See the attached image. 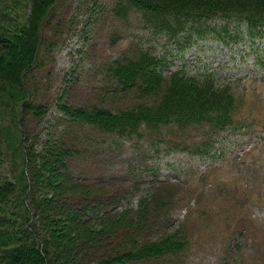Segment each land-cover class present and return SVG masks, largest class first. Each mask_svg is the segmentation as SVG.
<instances>
[{"label":"rangeland","instance_id":"rangeland-1","mask_svg":"<svg viewBox=\"0 0 264 264\" xmlns=\"http://www.w3.org/2000/svg\"><path fill=\"white\" fill-rule=\"evenodd\" d=\"M119 1L57 0L43 25L39 64L28 79L31 100L43 106L44 115H25L23 138L36 165L46 147L71 142L76 151L68 158L69 172L52 179L64 185L69 173L96 198L111 199V206L137 205L146 192L164 201L169 219L161 231L175 235L184 249L159 264H264V33L252 38L246 24L232 19L227 42L206 36L177 50L139 11L119 16ZM30 7L29 0H15L0 21V53L27 29ZM212 24L224 26L221 20ZM140 49L166 55L169 70L209 71L231 84L237 99L231 128L173 123L157 136L138 137L71 122L67 106H130L129 94L111 88L108 72L114 60ZM7 107L0 114V185L15 180L22 168L14 151L18 134L7 123L15 121L17 103ZM42 174L34 173L36 182Z\"/></svg>","mask_w":264,"mask_h":264},{"label":"trees","instance_id":"trees-1","mask_svg":"<svg viewBox=\"0 0 264 264\" xmlns=\"http://www.w3.org/2000/svg\"><path fill=\"white\" fill-rule=\"evenodd\" d=\"M14 2L0 0V21ZM56 2L29 0L27 29L16 33L15 43L9 41L6 53H0V114L9 109L8 103H17V117L7 123L18 134L14 151L22 164L15 180L0 185V264L169 261L184 245L175 235L161 231L169 219L168 212L162 210L164 201L148 191L137 205L111 206V199L96 198L93 189L69 173L64 185L60 179H52L54 173L64 178L69 157L76 151L74 143L46 147L38 166L32 147L23 140L25 115H44L43 106L31 100L28 74L39 64L42 27ZM134 9L156 34L176 44L177 50L206 36L227 42L224 33L232 19L246 24L252 38L264 33V0H120L116 12L126 17ZM219 20L224 26L212 24ZM168 65L166 55L143 49L135 56L114 60L108 72L111 88L129 94L130 106L117 110L67 106L69 120L104 133L138 137L157 136L173 123L179 128L195 123L212 124L219 131L231 128L237 107L231 84L219 81L209 71L189 74L184 68L169 70ZM41 171L44 175L36 182L34 173Z\"/></svg>","mask_w":264,"mask_h":264},{"label":"bare ground","instance_id":"bare-ground-1","mask_svg":"<svg viewBox=\"0 0 264 264\" xmlns=\"http://www.w3.org/2000/svg\"><path fill=\"white\" fill-rule=\"evenodd\" d=\"M204 18V17H203ZM193 21V20H192ZM194 22V21H193ZM193 27V26H192Z\"/></svg>","mask_w":264,"mask_h":264},{"label":"water","instance_id":"water-1","mask_svg":"<svg viewBox=\"0 0 264 264\" xmlns=\"http://www.w3.org/2000/svg\"><path fill=\"white\" fill-rule=\"evenodd\" d=\"M43 28V27H42ZM40 44H41V41H40Z\"/></svg>","mask_w":264,"mask_h":264}]
</instances>
